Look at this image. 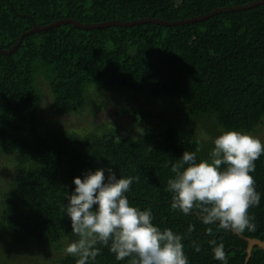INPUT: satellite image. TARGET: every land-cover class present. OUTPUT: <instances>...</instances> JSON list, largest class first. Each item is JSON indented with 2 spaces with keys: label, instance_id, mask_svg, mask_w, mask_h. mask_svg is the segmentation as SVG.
I'll return each instance as SVG.
<instances>
[{
  "label": "trees",
  "instance_id": "1",
  "mask_svg": "<svg viewBox=\"0 0 264 264\" xmlns=\"http://www.w3.org/2000/svg\"><path fill=\"white\" fill-rule=\"evenodd\" d=\"M253 1L0 0V50L12 49L35 25L66 18L172 22ZM39 78L53 94L49 108L62 116L87 108L97 114L105 107L101 89L145 92L169 105L157 113L132 107L131 119L80 134L44 120ZM143 113L151 121L142 126ZM263 126L264 4L181 25L85 29L64 23L26 36L14 52L0 51V264H77L78 257L65 252L67 239L77 238L65 197L75 188L74 177L101 167L135 178L126 194L130 204L151 208L156 226L179 234L190 264H222L213 240L223 244L228 264H244L245 239L204 224L198 209L188 215L173 209L166 188L184 151L196 153L199 162L223 130L254 134ZM255 166L250 174L264 194V155ZM249 213L256 231L242 234L264 240V196ZM96 247L99 254L88 264H130ZM248 264H264V249L256 246Z\"/></svg>",
  "mask_w": 264,
  "mask_h": 264
},
{
  "label": "clouds",
  "instance_id": "2",
  "mask_svg": "<svg viewBox=\"0 0 264 264\" xmlns=\"http://www.w3.org/2000/svg\"><path fill=\"white\" fill-rule=\"evenodd\" d=\"M213 145L207 159L198 162L196 153L184 151L172 165L175 176L166 188L171 206L185 215L198 209L207 225L254 232L255 218L249 209L258 207L264 194L257 191L250 173L264 155V141L251 132L223 130ZM134 179L118 177L103 167L73 178L75 188L66 194L64 212L77 238L67 239L65 252L78 257L77 264L94 260L100 251L97 244L108 247L117 261L129 258L130 264H190L183 238L170 228L156 226L151 208L141 210L130 204L126 194ZM210 244L214 258L228 264L223 244L214 240Z\"/></svg>",
  "mask_w": 264,
  "mask_h": 264
},
{
  "label": "rangeland",
  "instance_id": "3",
  "mask_svg": "<svg viewBox=\"0 0 264 264\" xmlns=\"http://www.w3.org/2000/svg\"><path fill=\"white\" fill-rule=\"evenodd\" d=\"M39 85L42 89L40 90L41 97L39 101V110L41 111L42 109L43 113L41 112V114L44 120L52 127H59L64 130L78 132L80 134H86L93 129H96L97 132H100L102 130L104 131V128H107L108 125H116L119 123H123L127 119H131L132 115L134 114L132 107H136L137 109H139V111L143 109H149L157 113L161 111L165 106L169 105V100H159L145 92L140 93L137 91H129L127 89L125 90V92L130 94L128 96V94L126 93L118 92L109 94L110 91L100 88L101 90L106 91L101 96V99H103V101L105 102V107H103L97 114H92L91 108H87L82 113H71L62 116L56 114L49 108V105H51L53 101V94L51 95L49 86L47 85L46 81L42 78H39ZM91 88H94V85H91ZM136 93H139V98L137 97ZM172 109L173 108H170L168 110ZM174 111L175 110H173V112ZM143 114L144 115L142 116V118H144V121L142 120L141 122L142 126L144 125V122L147 124L151 121V117H148V115L145 113ZM138 117L139 116H136L137 119H139ZM136 128L138 132L140 130L139 124H137ZM254 135L264 141V126L261 127L257 132H255Z\"/></svg>",
  "mask_w": 264,
  "mask_h": 264
},
{
  "label": "water",
  "instance_id": "4",
  "mask_svg": "<svg viewBox=\"0 0 264 264\" xmlns=\"http://www.w3.org/2000/svg\"><path fill=\"white\" fill-rule=\"evenodd\" d=\"M260 4H264V0H256V1H253V2H250L247 4H243V5L218 8V9H215L214 11H212L208 14L202 15V16H197V17H193L190 19H186V20H178V21H172V22L166 21L163 19H157V18H145V19H139V20H135V21H131V22L113 20V21H107L104 23H97V24H82L78 20H75L72 18H66V19H62V20H59L57 22H54L50 25H46V26L35 25L32 29H30L29 31H27L21 35L18 43L12 49H10L9 51H6V50H0V51L10 54V53L14 52L21 45V43L23 42V40L26 36L33 34L35 32H38V31H43V30H48V29L54 28V27L59 26V25L64 24V23H72L77 27H81V28H85V29L105 28V27H108L111 25L131 26V25L140 24V23H147V22H156V23L165 24V25H181V24L206 20V19H208V18L212 17L213 15L218 14L220 12H233V11L247 10V9L253 8L255 6H258ZM236 234H238L240 237H242L243 239H245L248 242L247 257H246V260L244 263V264H248L251 257H252L253 250L256 246H258L261 249H264V240H261L259 238L246 237L242 233H236Z\"/></svg>",
  "mask_w": 264,
  "mask_h": 264
}]
</instances>
